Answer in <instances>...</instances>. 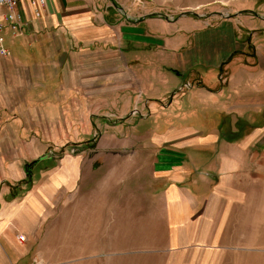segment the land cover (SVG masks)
Masks as SVG:
<instances>
[{"label": "crops", "instance_id": "0c3cea01", "mask_svg": "<svg viewBox=\"0 0 264 264\" xmlns=\"http://www.w3.org/2000/svg\"><path fill=\"white\" fill-rule=\"evenodd\" d=\"M45 1L20 31L0 8V264L105 262L107 209L186 261L264 264V0ZM46 223L66 254L34 253Z\"/></svg>", "mask_w": 264, "mask_h": 264}, {"label": "rangeland", "instance_id": "374dc122", "mask_svg": "<svg viewBox=\"0 0 264 264\" xmlns=\"http://www.w3.org/2000/svg\"><path fill=\"white\" fill-rule=\"evenodd\" d=\"M3 38L5 41V45L13 41L12 34H9L3 31ZM1 57V56H0ZM138 114V112L136 113ZM134 114V115H136ZM140 117V116H139ZM234 122H238L241 119L235 118ZM204 119L199 120V123L196 124V128L198 129H206L208 126V122L204 123ZM211 122V120L209 121ZM216 122V121H215ZM104 134V133H103ZM142 134L141 131H135L125 129L124 132L118 133L117 138L119 140L130 141L129 139L132 137L135 141L136 136H140ZM81 136V135H80ZM106 136V135H103ZM81 138V137H80ZM82 138H88V140L93 144L97 143L101 138V134L99 132L93 134H84ZM84 139V140H85ZM79 148L75 145L64 151L62 149L51 150L48 155H52L55 158L61 156H77L79 153ZM110 213L111 220H107L106 224V240L104 253L106 255L105 262L101 264H197L194 262L186 261L185 255L195 253L194 246H179V247H168L165 244L161 243L162 241H166V230H155V234L159 235V242L157 243L156 239L151 240L147 238L145 235V230H134L131 227V224L126 223L124 221L125 215L122 211L119 213L121 217V221L115 222L113 219L115 215L112 213L113 209H107ZM48 228L49 223H46V226L43 232V236L41 237L42 245L35 247L36 254H40L41 256L49 257L51 254L56 252L59 255L66 254V234L64 230L61 229L60 236L57 237L55 248L49 244H44V242H48ZM172 234V230L170 231ZM154 242V244H153ZM95 247L99 253H103L102 246H89ZM102 249V250H101ZM91 249H87L86 253H92ZM218 253L227 254L230 258L234 257V255H240L242 253L241 246H233L225 249H221L217 251ZM253 255L252 253L250 254ZM170 256L174 259L170 260ZM180 257L182 259L180 260ZM168 258V259H167ZM167 259V260H165ZM165 260V261H164ZM40 264H51L48 261L41 262Z\"/></svg>", "mask_w": 264, "mask_h": 264}, {"label": "built area", "instance_id": "2783aa9c", "mask_svg": "<svg viewBox=\"0 0 264 264\" xmlns=\"http://www.w3.org/2000/svg\"><path fill=\"white\" fill-rule=\"evenodd\" d=\"M23 1V0H0V8L4 7L6 9H8L9 13L6 14V18L13 22L14 24H16L17 26V31H20L22 28V15H20L19 13L15 12V8L19 5V3ZM40 4L42 6H45L46 1L45 0H40ZM3 27L0 25V56L2 57H8L10 56V52L9 50L5 47V41L3 38ZM192 87L191 84H187L184 85L181 88L182 90L185 89H190Z\"/></svg>", "mask_w": 264, "mask_h": 264}]
</instances>
